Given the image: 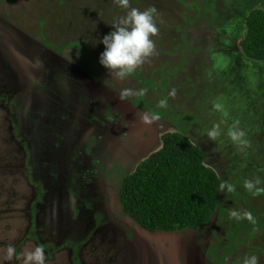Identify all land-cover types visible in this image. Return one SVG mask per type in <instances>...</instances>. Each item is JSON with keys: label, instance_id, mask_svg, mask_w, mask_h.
<instances>
[{"label": "rangeland", "instance_id": "1", "mask_svg": "<svg viewBox=\"0 0 264 264\" xmlns=\"http://www.w3.org/2000/svg\"><path fill=\"white\" fill-rule=\"evenodd\" d=\"M129 7L141 11L150 7L155 8L153 20L158 31L150 37L155 44L153 54L147 57L144 63L127 78L119 80L98 63L99 54L104 48L103 44L98 41L99 37L111 31L112 24L127 11L114 3V0H0V101L4 95H11V101L5 98V101L0 102V264H25V254L37 247L36 240L38 241L34 236H31V240L22 236L27 223L25 211L31 198L32 188L22 176L20 150L11 132H17L18 129L23 135L28 131L31 134L28 139L32 142L38 139V142L43 140V143H48L49 147L44 150L47 153L42 156L47 158L49 167L42 168L45 161L42 157L40 159V151L35 150L37 154L35 160L38 165L35 172L38 178L43 177L44 173L41 174V171L51 170V164L55 165L56 170L60 172L54 177L55 179L59 176L58 181L48 182L47 200L40 208V216L43 214V218L51 213L59 219L63 215L68 216L69 210H59L63 205L55 204L58 196H63L65 201L67 195L76 190V187L65 179L68 171L81 172L82 181H79V184L83 191L88 192L83 193L89 196L94 194L103 196L97 205H101L106 210L107 206L103 205L112 202L110 197L114 199L112 194L120 176L114 174L110 179V174H103V172H107L111 167L113 169L124 167L125 172H130L139 160L158 148V146L152 147L134 157V153L140 152L135 147L142 144L140 138L143 132L135 127L132 131V139L126 143V136L119 129L121 125L117 126V123H112L115 118L117 120L116 115L112 113L114 110L110 114L106 108L108 102L102 104L105 96L96 93L98 103L96 112L100 113V118L97 117L96 120L100 127L92 130L99 131V135L98 139L92 143L93 152H82L91 134L93 137L92 132L84 134L88 126L82 123L90 118H86L82 110L87 113L86 108L89 103L92 104V101L89 100L88 103V100L86 101L76 90L78 87L75 86H78L79 82L73 86L69 85L68 73L74 72L76 76L80 70L96 71L97 76L93 80L100 82L102 90L116 97L118 103H123L124 106L129 105L127 102H133V99L128 97L121 100L118 95L120 90L124 88L137 90L141 86L143 89L147 88V93L150 91L154 94L155 101L152 103L154 108H159L157 102L162 98L161 95L167 98V106H171L174 95L169 96L168 93L172 90H175L177 95L184 96L182 101L186 100L183 101L186 106L192 100L190 96L193 94L194 83L191 79L196 78L195 84L201 81L195 70L197 69L200 73L206 71L210 78L224 71L219 67L225 57V38L235 35V37L240 36L239 39H241L245 28L241 29L242 18L240 17L253 8L264 10V0H253V2L252 0H129ZM229 7L233 9L231 14L228 13ZM225 18L227 22H224ZM237 19L240 20L237 33L235 34V31H232V34L226 33L224 30L228 22H236ZM250 66L264 73V61L253 63ZM42 72L47 73L45 77ZM39 76L43 81L38 82L40 85L36 86L35 82L39 80ZM219 77L216 82L219 81ZM73 79L75 80V77ZM55 87H60V90L72 94L68 95V100L62 101L71 114L67 115V112H64L53 115V117L62 115L67 124L63 125L65 131L60 133L61 137L58 142H54L59 147L51 150L50 142L55 141L57 126L52 125V116L45 111L50 104L43 90L52 92L56 91ZM261 90V96L256 97L257 102L261 101L260 104L264 102V85ZM59 98L63 97L59 95ZM36 103H38V109L34 111L30 106L33 107ZM17 106L21 109L15 116V123L14 110L18 109ZM22 106H24L23 109ZM141 110H143L141 112L146 111L145 108ZM36 112L39 116L44 114L42 119L35 118ZM164 112V118H159L151 124L152 129L155 130L154 135L174 131L176 128L167 118L170 113L168 109L165 108ZM255 115V118H251L254 124L244 122L240 128L245 131L246 137L253 138L255 145L260 147L256 158L260 159L257 162H260L262 167L254 172L252 169L248 171L249 169L242 170L238 166H233L235 170L230 171L232 167L226 165V160L223 162L221 160L223 170L221 173L232 182L242 184L244 179L254 176L264 181V109H259V113ZM46 116L50 119L48 122L44 120ZM177 120L184 122L186 119L179 117ZM44 123L50 124L46 126ZM33 124L34 126L37 124L38 130L32 129ZM14 125L17 126L15 129ZM230 125L220 123V137L225 141L228 138L224 133ZM109 130H111L112 141L109 139ZM126 144L134 149L131 150L133 153L124 157L120 150L125 149ZM239 154H241L240 151ZM214 160L215 157H209L205 164L214 167ZM129 161H132V164ZM260 186L264 187V183ZM53 195L56 197H52ZM230 209L250 211L255 217V225L246 219L229 218ZM114 211L115 208L112 212ZM66 228L70 229V227ZM75 228L76 231L64 234V238L78 240L84 234V230ZM208 229L210 232L207 237L208 245H204V256L200 258V264H242L244 257L252 254L257 256L258 264H264V192L255 196L246 190L242 194L223 193L221 206L212 216ZM174 234L171 237L182 239V236H179L180 233ZM118 235V243L108 241V247H110L111 254L119 249L123 257L122 250L128 249L129 241L124 238L122 232L119 231ZM42 237L43 240L48 239L45 235ZM186 237L187 240L183 245H178L175 241L170 251L173 253L174 249L180 247L189 256L179 255L178 260L182 264H197L199 258L192 255L199 251L188 241L190 237L188 235ZM61 238L62 235H56L50 236L49 240L58 243ZM80 239L83 240V237ZM177 239L173 238V240ZM10 245L15 248V254L11 260H8L6 256ZM88 246L89 244H86L81 250L82 259L85 264H93L87 256L95 253H86L89 250ZM137 248L140 252H144L141 245L137 244ZM147 249L146 247V251ZM110 252L109 249L105 252L107 257ZM66 254L65 249L57 252L55 258L45 261V264H66ZM125 254L129 256L131 252H125Z\"/></svg>", "mask_w": 264, "mask_h": 264}, {"label": "flooded vegetation", "instance_id": "2", "mask_svg": "<svg viewBox=\"0 0 264 264\" xmlns=\"http://www.w3.org/2000/svg\"><path fill=\"white\" fill-rule=\"evenodd\" d=\"M231 12H233V9L231 10V8L229 7L228 13L231 14ZM245 15L243 14V16L240 17L242 18L241 29L245 28ZM223 20L224 22L228 21L226 18ZM238 23H240L239 19H237L236 22L229 21L228 25L225 24L227 25V30L225 29L224 31L230 34L233 33L232 31H235L234 33L236 34L238 30ZM239 38L240 36L235 37V35L231 36L230 38H225V57H223V63H221V66L219 67L221 70H224L221 71V75V72H219V74H216L213 78H210L206 71L200 73L196 69L195 72L196 74H199L198 79H201V81H197V83L195 84L196 78L191 79V81L194 83L192 92L193 94L190 96V98H192V100L190 101L191 103L186 104L185 106L183 104V101L185 102L186 100L182 101V98H184V96L177 95V92L174 90V101L170 103L173 107H171L170 105L166 107L170 112L167 118L171 121L170 123L176 127L174 131L181 132L182 134L187 136L195 145L201 147L206 154L205 162L209 157H215V160L213 162L214 167H212L213 165L210 167L215 169L225 181H227L228 183H232L235 186V191L233 193L236 194L244 193L245 189L243 188L241 183L239 184L238 182H232L229 178L221 173L223 171L221 169V160L222 162L226 160V165H228V167H232L230 171L235 170L233 169V166H238L239 169H249L248 171H251L252 169L254 170V172H256L262 167L261 163L257 162L260 159L256 158V156H258L259 154L257 152H260V147L258 145H255L253 138L246 137V139L249 140V146L244 151H240L241 154H239L237 148L232 145L230 141H225V139H223L222 137H219L217 141H211L207 138L205 131L214 123L220 124L221 120L224 121V123L221 124L226 125L232 124L233 121H239V127L242 126L244 122L253 123V120L251 118H255V114L259 113V109H264V102L260 104L261 101H256V97L258 98L262 94L261 88L262 85H264V73L250 66L253 65V63H262L264 59L256 60L247 57L240 48L239 42L241 39ZM42 67H45V65H42ZM42 73L44 77L47 74L46 72ZM68 74L69 75H67V81L69 85L73 86L76 84V82H79V85L75 86L78 87V89L76 88V90L79 91V94H82L86 101L88 100V103L89 100L92 101V104L89 103L88 107L86 108L87 113L82 110V113L86 115V118H90L88 120L85 119V121L82 123L88 126L84 134H87L89 132L93 133V137L91 134V137L86 141V148L84 147V149L81 150L82 152L92 153V143L95 139H98L99 135V131H95L99 126L96 119L97 117L100 118V113L96 112V106L98 105L96 101V93H101L103 96H105V101H103L102 104L104 105L106 102H108L106 108L110 112V114L111 111L114 110L115 113L113 111L112 113L114 114V116L116 115L115 117H117V120L115 118L112 123H117V126L121 125L119 129L124 132V135L126 136V143L128 142V140L130 141L132 139V131L135 127H138L140 129V132H143L142 138H140V143L142 142V144L139 143L140 145L135 147L138 148L140 152L134 153V157L135 155L146 152L152 147H160L159 145H161V135L164 132H161L159 135H154L153 132H155V130L152 129V126L143 124L139 119V115L141 111H143L141 110V108H145L148 112H159L160 118L165 117V108H154L152 106V103H154L155 101V97L154 94L150 93V91L149 93L146 92L147 88L145 89V94L143 96H130L132 97L133 102H127L129 103V105L124 106L123 103H118L116 97L105 93L106 91L102 90V84L100 82H98L97 80H93L97 76L96 71L87 72V70H85L84 72L83 70H80L78 71V74H76V76L74 72ZM39 77V80L35 82L36 86L40 85L38 84V82L43 81L41 80V76ZM73 77H75V80L73 79ZM218 77L219 81L216 82ZM214 82H216V84H214ZM174 86L175 85L173 84V87ZM141 88L143 87H138V89ZM54 89L56 91L53 90L51 92L43 90L44 92H46V96L48 98L47 102H49L50 104V106L46 107L45 111L48 112L49 116H52V125L57 126V132H55L54 137L55 141L50 142L51 150L54 147H59V145L55 144L54 142H58L61 137L60 133H63L62 131H65L63 125L67 124L65 117H63L62 115H60L59 117H53V115H58L64 112H67V115L71 114V112L68 110V107L63 105L62 101L64 99L68 100V95H72L60 90V87H55ZM246 92L250 93L245 94ZM59 95L63 98H59ZM161 97L163 98L164 96L161 95ZM5 98L11 101V95L6 94L0 102L2 103V101H5ZM213 101H219L224 105V109L228 113L227 117H223L220 112L212 109ZM37 105L38 103H36L35 105L33 104V107L30 106V108H33V110L36 111L38 109ZM17 107L18 109L14 110L15 123V116L17 115L18 110L21 109L20 106ZM23 108L24 106H22V109ZM75 108L78 109L77 107ZM42 115L39 116L36 112L35 118L42 119ZM177 117H184L186 120L182 122L177 120ZM54 119H56V121L58 122H55ZM44 120L48 122L50 119H47L46 116ZM44 124L48 126L47 123ZM9 125L11 130V122L9 123ZM34 125L35 124H33L32 129L36 128L38 130L37 124L36 126ZM15 127L17 126L14 125L13 128L15 129ZM68 128L69 127L67 125V129ZM28 130L30 131V128ZM11 133L14 142L20 150V165L22 169V176L25 178L28 185L32 188L31 198L27 203V210L25 211L27 223L22 236H24L25 239L28 240H31V236H34L38 239V241L36 240V244L44 250L45 261L53 260L57 252L65 249L67 252L66 264H85L82 259L81 250L86 244H89V250L88 252L86 251V253H95L93 255L88 254L87 256L93 264H182L181 261L178 260V258H180L179 255L187 257L189 256V254H187L185 251L183 252L180 247H178V249H174L173 253L172 251H170V249L172 248V245H174L175 241L178 245H183L187 240L186 235H188L190 237L188 241L193 245L194 248L196 247L199 251V253H194V255L192 256H196V258H199L197 264L201 263L200 258H203L204 256V247L208 245L207 237L210 234V232L208 231L209 223L205 227L196 229L187 228L175 231H164L159 229L148 230L141 226L128 213H126L121 204L119 198V188L123 177L132 172L135 166L141 160L146 158L150 153L157 150L158 148L151 151L143 159L139 160L135 164V166H133L130 172H125L124 167H117V169L116 167L114 169L113 167H111L107 172H103V174L109 173L110 179L113 178L114 174L120 176L112 194L114 199L110 197V200L112 202H108L109 204L103 205L107 206L106 210L103 209L101 205H97L100 202L99 199L103 196L100 197L98 194L89 196L83 193L88 192L83 191L81 184H79V181H82L80 177L81 172L68 171L65 175V179L70 181V183L76 187V190L71 191L67 195L65 201L63 196H58V201L55 203L59 206H61L60 204L63 205L59 208V210H69L68 216L63 215V217L59 219L58 216H56L54 213H51L50 215L48 214L49 216H46V218H43V214H41L40 216V208L42 207L41 205H43L44 201L47 200V189L49 188L47 186L48 182H50L51 180H53L54 182L58 181L59 176H57L55 179L54 177L55 175H58L57 173L60 172L56 170L55 165L51 164V170H48L46 168L48 171H41V174L44 173L43 177L38 178L39 176H37V172H35V169L38 166L36 164L37 160H35V157H37V154H35V150L37 152L40 151V159L42 157L45 161V164L42 166V168L44 166L49 167L47 158L42 156L43 154L47 153L44 152V150L49 147L48 143H43V140L42 142H38V139H35L32 142L31 139H28V136L30 134L28 131L23 135L18 129L17 132L14 131ZM108 134L110 141H112L111 130H109ZM130 136L131 138L129 139ZM259 143L261 144V142ZM133 149H131L128 144H126L125 149L123 148L122 150H120V152L124 157H126L129 154L133 153V151H131ZM222 156H224L225 158ZM218 159H220V161H218ZM129 163L132 164V161H129ZM125 167L128 168V166ZM223 193L226 192L222 191L221 197ZM52 197L56 196L53 195ZM114 208L115 211L112 212ZM46 213L48 212L46 211ZM66 227H70V229H67ZM75 227L84 230V234L80 237H83V240H81L80 238L78 240H72L71 238L65 239L64 234H69L71 233L70 231H76ZM119 231L122 232L124 238L129 241L128 249L122 250L123 257L120 255L119 249L111 254L110 247H108V241H110V243L113 241H116L118 243ZM174 233H180L179 236H182V239L171 237L175 235ZM43 235L48 237V239L43 240ZM56 235H62V238L58 240V243L49 240L50 236ZM173 238L177 240H173ZM137 244L141 245V247L144 248V252H140V250L137 248ZM146 247L148 248V251H146ZM108 249L110 252L109 257H107L105 253ZM125 252H131V255L128 256L127 254H125Z\"/></svg>", "mask_w": 264, "mask_h": 264}, {"label": "trees", "instance_id": "3", "mask_svg": "<svg viewBox=\"0 0 264 264\" xmlns=\"http://www.w3.org/2000/svg\"><path fill=\"white\" fill-rule=\"evenodd\" d=\"M244 24L241 50L263 60L264 10H250ZM205 158L204 150L181 132H164L160 147L123 177L119 188L123 209L148 230L205 227L220 206L223 190L218 186L225 181Z\"/></svg>", "mask_w": 264, "mask_h": 264}, {"label": "clouds", "instance_id": "4", "mask_svg": "<svg viewBox=\"0 0 264 264\" xmlns=\"http://www.w3.org/2000/svg\"><path fill=\"white\" fill-rule=\"evenodd\" d=\"M119 7L127 9L126 13L119 18L117 22L112 24V30L99 37V43L103 44V51L99 54L98 63L106 69V71L116 79L123 80L132 74L138 66L144 63L145 59L154 52L155 44L150 38L154 36L158 29L153 20L155 8L150 7L143 11L129 7V0H114ZM145 89L133 90L124 88L118 93L121 100H125L130 96H143ZM169 96L174 95V90L168 93ZM168 104L167 98H161L157 102L159 108H166ZM212 109L220 112L223 117H227L228 113L224 109V105L219 101L212 102ZM160 118L159 112L144 111L140 113L139 119L145 125H151ZM220 123H224L221 120ZM207 138L211 141H217L221 136L220 124L214 123L205 131ZM228 140L234 145L238 151H244L249 146V140L246 139L245 131L239 127V121H233L224 133ZM264 183L260 177L254 176L246 178L242 182L243 188L253 196L264 192V187L260 185ZM218 190L226 193H233L235 186L227 181H222ZM229 218L235 220L246 219L249 223L255 225L256 220L250 211H238L230 209ZM15 254V248L9 246L7 249L6 259L11 260ZM25 264H45L44 250L37 246L33 250L27 252L24 256ZM242 264H258V258L255 254L244 257Z\"/></svg>", "mask_w": 264, "mask_h": 264}]
</instances>
